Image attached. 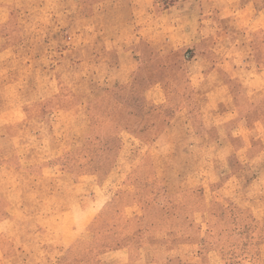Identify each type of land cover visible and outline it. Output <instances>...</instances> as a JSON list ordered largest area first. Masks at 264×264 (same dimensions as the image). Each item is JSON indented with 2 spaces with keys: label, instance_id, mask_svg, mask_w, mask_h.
<instances>
[{
  "label": "rangeland",
  "instance_id": "374dc122",
  "mask_svg": "<svg viewBox=\"0 0 264 264\" xmlns=\"http://www.w3.org/2000/svg\"><path fill=\"white\" fill-rule=\"evenodd\" d=\"M201 66L232 69L213 95ZM200 97L232 119L191 103L172 120ZM53 190L55 212L77 196L92 215L57 252L42 230L69 219L39 216ZM127 242L168 264H264V0H0V264H95Z\"/></svg>",
  "mask_w": 264,
  "mask_h": 264
},
{
  "label": "crops",
  "instance_id": "0c3cea01",
  "mask_svg": "<svg viewBox=\"0 0 264 264\" xmlns=\"http://www.w3.org/2000/svg\"><path fill=\"white\" fill-rule=\"evenodd\" d=\"M200 56L201 55H198V58H201ZM231 70H227L226 68L219 67V66H213V67L211 66L209 68H207V66H201V67H198V71L194 70V72L192 73L195 74V77H199L200 79L199 83L201 84L200 88L201 87L204 88V91H205L204 93L206 94L207 92L206 95H208L210 92L212 93L211 95H213L214 92L210 91L212 89L211 79L214 80L216 77H218V78H221V81H223L224 72H227V71L231 72ZM221 86L223 87V84H221ZM222 87H220L219 89H222ZM152 89H155V87H153ZM205 98L206 97H200L199 99L189 98V99L181 101L180 103L181 107L172 109L173 110V113L171 114L172 120H178L179 118H184L186 115H189V109L187 108V106L191 103L193 105L212 104L214 106L213 109L218 112V115H225V120L232 119L233 117L232 108L230 106L233 105V102H231V100H227L226 98H224L226 99L225 101L221 99L208 100ZM148 101H150L151 103H157L161 105L169 103L166 101V99L164 100L154 99L151 101L148 98ZM221 106L222 107L224 106V107L222 108ZM198 109L199 108H197V110ZM211 111H212V108H209L208 110H204V114H208ZM213 113L214 112H211V114ZM200 115H203V109L201 110ZM194 135H196V137H199V138H202L205 136L208 137L207 133H204V132L201 133L197 130ZM38 175H39V180L41 181L42 185H46V183L49 185H52L55 182V176L53 172H51V169H42L38 173ZM117 183L120 184L121 181H117ZM44 191L46 192V189H44ZM73 192L74 191H72L71 193ZM52 193L55 194L56 192H54V190L53 192L49 191L48 198L46 197L47 194L40 196L39 200L40 202H42L40 210L42 211L39 212L40 215L37 214L38 212L35 215L36 216L39 215L41 217H55V215H59L61 217H66L67 219H69L66 221L67 227L65 226L64 229L55 231L56 235L54 234V229L49 228V230L48 229L42 230L43 233L50 232L51 234H53V236L49 237L50 239L48 240V244H46V246L51 251L57 252L58 250H67L71 248L72 246H74L77 240L79 241L83 239L85 235L84 232L86 231L87 227L91 223L90 217L92 215L90 212L91 205L89 206V203L84 205V207H81L80 202L73 203V199H78L77 196H75L74 198L70 197V201H69L70 205H63L62 208L61 207L58 208L60 211L62 210L60 213L55 212L54 210L56 208H52L50 205L46 206V202H48L49 199H51V195H53ZM73 196L74 195H72V197ZM73 217H75L74 221L71 220ZM59 232L61 233L59 234ZM131 248H132L131 244L127 242L125 244H121L120 246H116L112 249L101 251L94 258L95 264H168L169 263V260L158 259L157 257H154V256H150V257H143L141 255L133 256L131 254ZM72 264H86V263L83 260H75V261H72ZM199 264H209V263L206 262V263H199Z\"/></svg>",
  "mask_w": 264,
  "mask_h": 264
}]
</instances>
